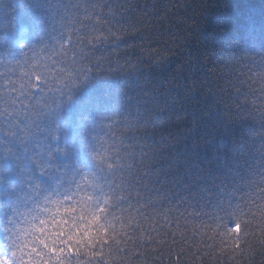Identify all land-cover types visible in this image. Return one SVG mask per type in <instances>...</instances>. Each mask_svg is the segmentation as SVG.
Here are the masks:
<instances>
[{"label": "trees", "instance_id": "1", "mask_svg": "<svg viewBox=\"0 0 264 264\" xmlns=\"http://www.w3.org/2000/svg\"><path fill=\"white\" fill-rule=\"evenodd\" d=\"M5 24L0 91L5 77L18 80L33 62L73 75L81 62L93 70L63 89L71 102L61 97L60 108L39 125L43 131L33 130L19 162L23 171L15 161H0L17 186L13 199L0 190V227L2 213L28 194L27 175L55 197L57 182L63 178L62 193L73 176L92 174V153L113 145L124 172H147L166 196L208 198L206 210L217 219L191 246L209 254L203 264H238L229 221L264 227L259 217L240 215L256 212V205L236 199H251L249 182L259 179L264 163V135H257L264 128V0H0ZM73 29L85 37L74 62L62 54ZM29 157L48 167L45 175L36 174ZM253 245L244 264L264 260V249Z\"/></svg>", "mask_w": 264, "mask_h": 264}, {"label": "snow or ice", "instance_id": "2", "mask_svg": "<svg viewBox=\"0 0 264 264\" xmlns=\"http://www.w3.org/2000/svg\"><path fill=\"white\" fill-rule=\"evenodd\" d=\"M34 2L39 4L40 0ZM7 30L6 24L0 25V32ZM84 42L85 37L73 29L67 46H62V54L71 56L74 62L76 49H82ZM4 65L8 66L6 62ZM92 70L91 64L81 62L73 75L54 65L33 62L18 80L5 77L0 91V161H15L18 171H23L19 162L28 153L26 144L33 130L43 131L39 125L60 108L61 97H66L64 102H71V96L63 89L75 85L77 77L86 79ZM53 81L58 88L51 87ZM259 114L264 117V104L260 105ZM257 135H264V128ZM29 159L38 176L46 174L47 166L35 157ZM91 159L96 170L82 173L79 179L73 176L61 193L62 178L54 185L55 197L42 193L39 182L26 176L24 186L31 182L28 194L18 195L10 212L2 213L0 233L4 243L0 244V264H203L209 254L195 250L191 241L201 230H211V222L217 219L215 212L206 210L211 204L208 198L198 199L195 194L178 199L166 196L151 183L147 172H124L120 151L113 145L101 146ZM256 176L259 179L249 182L251 190L246 194L251 199H236L256 205V212L241 209L240 215L253 220L259 217L264 222V163ZM16 187L8 183L7 169H0V190L8 199H13L11 193L16 192ZM22 207L26 211H21ZM216 207L212 205L213 209ZM228 229L236 233L238 264H244L248 251H256L253 241L264 249V227L259 224L252 227L230 220Z\"/></svg>", "mask_w": 264, "mask_h": 264}]
</instances>
